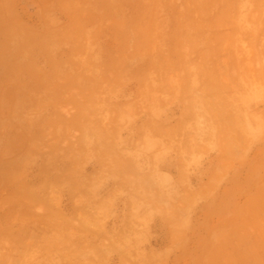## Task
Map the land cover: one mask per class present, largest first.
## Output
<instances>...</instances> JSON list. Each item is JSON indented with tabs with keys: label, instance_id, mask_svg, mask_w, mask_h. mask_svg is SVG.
Masks as SVG:
<instances>
[{
	"label": "rangeland",
	"instance_id": "obj_1",
	"mask_svg": "<svg viewBox=\"0 0 264 264\" xmlns=\"http://www.w3.org/2000/svg\"><path fill=\"white\" fill-rule=\"evenodd\" d=\"M81 5L82 28L49 31V46L38 51L44 85L28 87L45 91L49 108L28 111L33 124L16 127L17 136L8 127L0 141L7 153L18 152L12 161L1 154L0 182L15 180L16 167L19 177L27 171L28 180L55 187L44 223L49 263L57 262L59 229L81 231L91 219L104 226L109 211L137 207L117 199L64 203L58 183L122 197L133 187H167L177 176L191 184L211 176L210 214H239L240 224L264 228V0ZM74 37L82 43L73 44ZM7 81L26 86L25 77ZM41 212L35 208V216ZM35 226L40 231L42 222L35 218ZM70 256L81 264L102 261Z\"/></svg>",
	"mask_w": 264,
	"mask_h": 264
},
{
	"label": "crops",
	"instance_id": "obj_2",
	"mask_svg": "<svg viewBox=\"0 0 264 264\" xmlns=\"http://www.w3.org/2000/svg\"><path fill=\"white\" fill-rule=\"evenodd\" d=\"M81 1L0 0V141L6 140L8 127H12L8 134L17 136L16 127L33 124L28 111L49 108L47 93L28 87L44 85L39 79L47 69L38 51L49 46V31L60 35L59 31L72 26L75 31L82 28ZM81 41L73 38L75 45ZM23 63L31 66L28 73ZM16 67L26 73H14ZM10 77H25L26 86L7 83ZM21 140L27 147L31 138L24 133ZM5 152L0 148V156ZM7 154L11 161L18 156V152ZM13 169L15 180L0 182V264H50L49 231L44 223L50 190L55 187L48 181L28 180L27 171L25 177H19L18 168ZM177 180L167 187H133L122 197L108 192L109 188L58 183V195L64 203L117 199L135 200L137 207L127 206L125 213L121 209L115 214L109 211L104 226H93L96 219H91L89 228L81 231L59 229L56 264H81L70 256L78 252L102 259L99 264H264L263 227L252 230L251 225L240 224L245 220L239 214L209 213L213 201L208 192L215 186L211 176L195 184ZM163 200L168 201L167 213L161 212ZM38 206L42 212L35 216ZM35 218L42 222L40 231L35 228ZM35 233L42 238L36 246L32 241Z\"/></svg>",
	"mask_w": 264,
	"mask_h": 264
}]
</instances>
